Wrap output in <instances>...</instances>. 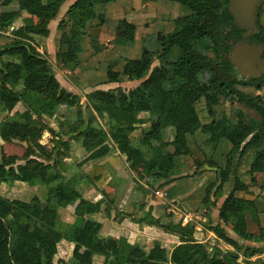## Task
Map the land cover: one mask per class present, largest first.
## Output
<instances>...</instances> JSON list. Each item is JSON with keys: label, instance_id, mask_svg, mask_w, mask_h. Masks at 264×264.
Masks as SVG:
<instances>
[{"label": "trees", "instance_id": "trees-1", "mask_svg": "<svg viewBox=\"0 0 264 264\" xmlns=\"http://www.w3.org/2000/svg\"><path fill=\"white\" fill-rule=\"evenodd\" d=\"M112 1L115 0H74L69 5L58 23L57 57L64 68L74 70L80 65L87 36L94 52L102 49L99 37L89 30L94 20L105 21L100 7ZM169 1L180 3L191 12L187 21L208 15L217 24L227 26L221 58L228 81L219 83L214 68L196 56L205 54L208 49L215 50L211 32L201 27L198 32L186 30L182 37L194 53L179 46L181 51L171 58L177 42L174 39L162 50L161 44L155 48L144 45L140 55L124 58L123 68L116 78L117 81L141 80L138 85L129 90L122 86L98 88L87 92L86 101L80 103L75 93L60 85L48 52H41L33 41L37 35L47 37L50 34V22L57 17L66 0H0L6 7L17 4L16 8L0 13V36L9 28L12 33L0 46V114L3 115L0 136L7 141L15 138L27 141L22 158L2 155L0 185L26 180L30 185L45 188L43 199L36 197L30 201L8 198L0 193V209H5L12 219L7 222L0 213V264H56L54 258L62 239L74 243L73 264H93L97 254L104 256L102 264H245L239 260L237 239L222 224L244 240L264 241V232L256 234L247 228L246 213L254 208V201L235 195L237 190L248 185L232 169L238 156L252 150L253 159L247 173L254 182L256 172H262L264 177V119L258 125L230 117L213 120V137L208 138L206 146L215 152L227 143L225 164L219 165L211 155L198 160L199 165L216 167L214 171L219 182L214 191L215 200L224 195L228 176L234 174L233 188L221 204L219 221L212 229L219 237L236 244L235 250L223 251L218 247L210 250L206 243L195 239L193 223L183 224L181 217L162 222L161 217L147 211L141 214L140 222L146 221L176 233L181 242L171 250L159 243L146 250L125 236H104L93 214L102 211L105 199H86L79 188L82 174L71 172L65 160L66 149L71 147L72 141L87 149L89 158L119 150L126 155L129 167L136 174V186L166 185L187 168L181 157L191 153L190 136L202 126L196 107L198 100L204 97L213 113L219 93L242 101L249 94L239 85H254L257 89L264 86V73L240 79L233 72L230 51L235 43L244 39L246 28L235 22L229 8L230 0ZM23 11L35 15L37 22L11 28ZM120 24L131 31L136 29L126 20ZM157 38L161 43L167 36L158 35ZM203 38L208 43L200 47L199 40ZM116 40L126 42L121 38ZM250 40L264 44V28L259 26ZM167 57L171 58L170 62ZM156 58L160 63L153 66ZM180 65H186L181 76L177 72ZM110 80L107 78L105 82ZM257 98L261 100V96ZM63 99H68L71 105L76 104L77 112L73 117L59 118L56 130L46 117ZM19 102L23 103V110L15 109ZM142 111H148L149 116L140 117ZM97 116L107 118V127L94 123ZM145 122H149V126L134 144L130 135ZM169 126L175 129L172 140L164 136ZM46 129L58 136L64 149L57 145L50 149L40 142ZM25 158L26 161L21 162ZM76 202L82 215L73 221L64 220L61 208ZM254 253L264 254V246L252 248L250 254ZM249 264H264V255Z\"/></svg>", "mask_w": 264, "mask_h": 264}, {"label": "rangeland", "instance_id": "rangeland-1", "mask_svg": "<svg viewBox=\"0 0 264 264\" xmlns=\"http://www.w3.org/2000/svg\"><path fill=\"white\" fill-rule=\"evenodd\" d=\"M74 0H66V2L61 6V11L56 17V21L59 19L60 14L66 9V7L73 2ZM142 1H148L151 4V11L152 15L149 17L150 20H148L146 23L140 22L141 24H136L132 20L124 17L121 19H112V23H109L106 17L105 12L103 13V9L101 12L105 16V21L100 22L98 20L93 21V26L90 28L89 32L96 34L95 29L98 28V26L103 25L104 23L108 22L107 25L112 26V42H109V44L112 43V45H106L102 44V50L107 48L106 52L107 55H97L98 52H94L90 48L89 44V36H87L86 41L89 45V50L86 51L82 55V65L79 67L78 70H68L64 71V67L61 65L57 54L56 55H50L49 58L53 63L56 77L60 82L66 83V85H75L76 88L71 91L73 94L75 93V96H78L80 103H84L87 99L86 94L89 91L102 88H113L117 86H122L126 90H129L136 85L140 83L141 80H128V79H122L121 81H117L116 78L118 76V72L122 70L124 58L129 57H136L140 55L143 51V46L146 45L148 48H155L159 44L162 45L161 50L164 47L169 46L172 43V39L177 40V42L174 45L173 48V55L170 56L173 58L176 54H178L181 49H185L186 51L190 53H194L193 50H191L182 40V37L186 30H192L193 32H198V30L201 27H204L205 29H208L213 38H214V49H208V52L205 54H196L197 57L202 59L205 63L211 65L214 68L215 76L219 83H225L228 81V76L224 70L223 64H222V55H223V47L225 44V38H226V32H227V26L226 25H219L215 22V20L208 15H201L196 18H194L192 21H187L188 16L191 15V12L185 8L182 4L169 1V0H142ZM114 2V1H112ZM106 5V4H105ZM16 3H11L7 7L3 6L0 3V13L3 10L10 9V8H16ZM67 7V8H68ZM201 10H204V7H201ZM100 12V11H99ZM37 17L32 14L24 13L19 18H17L13 25H11V28H17L25 24H30L32 22H37ZM126 20L131 24H134L136 29L134 31H131L129 28L124 27L122 24H120V21ZM56 30V26H54ZM53 30V32L55 31ZM58 30V37L60 35V29L57 25ZM4 35L0 36V46L4 44L6 41H8L10 36L12 35L10 28L6 29V31H3ZM55 32L52 35L51 43L53 45L57 46V39L58 37L55 36ZM50 35V34H49ZM48 35V36H49ZM98 36V34H96ZM159 36H167V39L165 41H159ZM47 37L45 36H35L34 42H36V46L41 52H48L46 50L47 46ZM99 37V36H98ZM116 38H121L125 40L126 42L117 41ZM100 40V38H99ZM139 41V45H137V42ZM208 43V40L203 38L199 40V46L204 47ZM180 46V47H179ZM87 48V47H86ZM167 57L166 60L169 61L171 58ZM170 62V61H169ZM160 63L159 59H155L153 62V66L158 65ZM186 68V65H180L177 69L178 74L181 76ZM233 72L240 77L241 79H247L244 78V75L241 73L239 68L236 65H233ZM107 78H110L112 80L105 82ZM248 79H251L248 78ZM73 84V85H72ZM61 85V84H60ZM239 88L242 89L244 92L249 94V97L246 100H238L237 98H230V96L219 93L218 99L215 101L214 104V112H210L206 103V100L204 97H202L198 102L196 103L197 111L201 120V127L198 129V131L195 133V135L190 136L189 139V146L191 148V153L189 155L182 156L181 159L186 165V170L182 173V175L175 180L178 181L179 185L173 187L172 182L167 183L166 185H156L157 187H161L165 189L168 193V195L165 198L159 197L155 194V187H148L143 188L137 186V189L140 191V193H143L146 197L148 194L150 195V198L158 204H162L166 206V210L164 213L155 214L156 217H161L162 222H167L171 219L180 218L183 222L185 212L188 213L189 219L186 221V223H193L195 225L194 229V237L195 233H197L196 240L199 242H204L208 245L209 249L212 248H220L223 251L228 250H235L238 246V253H239V260L245 264H249L255 259H257L259 256H263L264 254H250V250L252 248L262 247L264 246L263 242H257V241H249L244 240L240 238L229 226H226L225 224H222L229 232L230 235H232L234 238L237 239V246L236 244H232L223 238L219 237L215 230L212 229V226L217 224L218 220L214 222V218L212 217V205H216V202L211 200V195H214V191L216 189V186L218 184V175L214 171L216 168L215 166H209V165H199L198 160L206 159V156H212L214 157L219 163V165L224 166L226 161V154L228 151V144L223 143V145L217 149V151L212 152L207 146L206 141L208 140V135L204 132H211L213 134V120L221 119L223 117H230L235 120L242 119L246 121L249 124H252V118H260V116H264V86L261 89H257L254 85L249 84H241L239 85ZM261 96V100L257 98V96ZM77 106L76 104L71 105L68 101V99H63L58 105H56L51 111H49L46 120L48 123L54 127L56 130L58 119L66 116L73 117L77 112ZM16 110H23L24 105L23 103L19 102L15 108ZM0 118L3 117V115L0 114ZM142 118H147L149 116L148 111H142L139 114ZM107 118H102L97 116L94 123L96 125H102L107 127ZM209 124L211 127L206 125L203 127V125ZM149 126V122L141 123L138 125V127L131 133L130 137L134 140V144H136L145 128ZM174 132L175 129L172 126H169L165 130V138L168 140H172L174 138ZM211 136V135H210ZM67 136H64V139H66ZM138 138V139H137ZM3 139V138H2ZM41 143L46 145L48 148H53L55 145L60 146L62 149H64V145L60 144L58 136L52 133L49 129H46L43 131L41 138L39 139ZM5 144H0V160L2 158V155L5 154L7 156L10 155H16L20 158L23 157L25 150V146L27 145L26 140L15 138L12 141L4 140ZM60 144V145H59ZM83 147L81 144H79L76 141L71 142V147L69 149H66V156L65 160L70 164V170L73 173H80L82 174V182L79 186V188L84 193L86 191V195L93 196L96 194L95 192H99L102 194L103 198L105 199V203L103 205L102 211H100L98 216H95L100 224L101 227V233L104 236H112V207H115V212L117 214L119 213H128L132 210L130 205H127V209L125 208L126 202H123V206H117L116 203L120 201V197H118L120 192L122 190L127 191V189L130 188V182H132V186H136L135 178L136 174L133 172L130 167V170L126 173L125 177H122L119 175V170H116L114 172L112 170V151L103 156V157H96V158H89V152L87 149L78 148ZM173 150V146L170 147ZM41 159V157H39ZM246 160L245 156H238L236 160L234 161L233 170L236 172V174L239 175L241 179H243L245 176H248L249 180L245 181L247 185L254 183V181L251 180L250 175L247 173V170L243 167L244 161ZM25 159H22L21 162H25ZM121 166H122V160H117ZM127 162V160H126ZM208 169V170H205ZM197 170L198 175H194L195 171ZM131 177V178H130ZM125 178V179H124ZM126 180V181H125ZM98 182V183H97ZM112 183L116 185V190H118V193L115 192V189H112ZM172 186V187H171ZM191 186V188H189ZM262 189L264 190V185H261ZM260 186V187H261ZM246 188L243 189H247ZM181 189H192L195 194H201L204 195L208 193V196L200 202V204L194 205L191 208H188V211L184 212L182 211L180 214L176 213L173 210H169L168 207H171L172 204V198L176 196V194L180 193ZM240 189V190H243ZM88 190V191H87ZM0 193L8 198H16L21 199L25 201H30L33 198H40L43 199L45 194V188L40 185H30L26 180L24 181H18L13 183V185L8 184H1L0 185ZM98 193V194H99ZM116 193V194H115ZM148 193V194H147ZM147 194V195H146ZM122 195V194H121ZM237 196V195H236ZM85 197V196H84ZM238 197V196H237ZM86 198V197H85ZM242 198V197H239ZM88 199V198H86ZM251 200V199H248ZM118 204V203H117ZM141 205V200H133V208H137V205ZM146 204V203H145ZM144 205V204H143ZM145 207V205H144ZM80 206L78 203H74L73 205L69 207L61 208L60 213L64 220L66 221H72L75 220L80 216L79 214ZM124 208V209H123ZM128 210V211H127ZM0 213L3 215L5 221L10 222L12 219L10 215L6 212L5 209H0ZM186 213V214H187ZM163 216V217H162ZM165 217V219H164ZM264 220V218H262ZM185 223V224H186ZM249 228L247 225L248 230H251V232H254L256 234H261L264 232V226L261 224H258L256 220H252L251 217H249ZM98 226V228H100ZM205 229H208L213 234L212 236H207V234H204ZM206 230V231H208ZM66 240V239H64ZM62 243L60 242L58 244V251L55 255V263L56 264H73L72 263V255L74 246L71 242ZM140 244V243H138ZM173 243L170 242V245ZM143 248L147 246V249L149 248L147 243L140 244ZM170 247V246H169ZM169 247H166L168 250H171ZM146 249V250H147ZM102 256L100 254H97L96 256ZM95 260V264H101V257H97ZM104 262V259L102 263ZM94 263V262H93Z\"/></svg>", "mask_w": 264, "mask_h": 264}, {"label": "crops", "instance_id": "crops-1", "mask_svg": "<svg viewBox=\"0 0 264 264\" xmlns=\"http://www.w3.org/2000/svg\"><path fill=\"white\" fill-rule=\"evenodd\" d=\"M67 7L60 14V17L57 21L55 20L56 18H54L50 22V35L47 38L48 42H47V46H46V50L48 51V53L50 55H53V54L56 55L57 54L58 45L57 46L53 45L51 43V38H52V35L54 34V32L56 33L54 37H58L59 33L57 30V25H58L59 20L61 19L62 15L64 14V12L67 10ZM102 9H103V13L105 12V14H106V17H107V20L109 23H112V21H111L112 19H121V18L126 17L138 25V24H141L140 22L146 23L148 20H150L149 17L152 15L150 2H148V1L144 2L142 0H115L114 2H110L106 5L101 6L100 11ZM24 13H26V12L23 11V15H24ZM108 22L104 23L101 26H98V28L95 29L96 34H98V36L100 38V42L103 44H106V45H108L109 42H112V26L107 25ZM54 26H56V30H55ZM53 30H55V31L53 32ZM109 45H112V43ZM137 45H139V41L137 42ZM106 49L107 48L98 52L97 55H101L103 52H106L107 51ZM86 51H91V50H89L88 42H87V48L84 52H86ZM84 52L81 54V63L76 68V70H78L79 67L82 65V55L84 54ZM102 55L105 56V55H107V53H104ZM64 71H68V69L64 68ZM66 83L60 82L61 86L66 87L71 91H73V89L76 88L75 85H73V84H72L73 86L66 85ZM263 119H264V116H260V118H252V124L258 125ZM0 120H1V118H0ZM206 125L211 127V125H209V124H205V125H203V127H205ZM204 133H206V135H208L211 138L213 137V134L211 132H204ZM132 141L134 142L133 139H132ZM0 144H5V141H4V139H2L1 136H0ZM78 148L81 149L83 147H78ZM244 156H245L246 160L244 161L243 167L246 170H248L251 166V161L253 159V151L248 150L244 154ZM118 159H120L122 161L124 160L121 163L122 166L120 164H118L119 163L117 161ZM119 168H120V171H118V172H120L119 173L120 176L125 177L126 173H129L128 170H130V168H129L128 162H126V155L121 153L119 150H114V151H112V170L114 172H116V170H119ZM196 173H197V170L195 171L194 175H198ZM129 175H130V173H129ZM228 178H229V182H228V185L226 187L224 195L219 197L217 200H215L214 195H211V200L216 202L215 206L214 205L211 206V208H212L211 214H212V217L214 218V222H215V220L216 221L218 220L219 208H220L221 204L223 203L225 197L232 190L233 185H234V174H232V173L229 174ZM176 180H174V182H172L173 187L179 185L178 184L179 182ZM243 180L248 181L249 180L248 176H245L243 178ZM132 185H133L132 182H130V188L127 189V191L122 190L120 192V194H118L119 195L118 197H120V201L117 202L118 204L116 203L117 206L118 205L123 206V202H126L125 208L127 209V205H130L132 210L129 211L128 213L122 212L119 215V213L117 214V212H115V210H114L115 207H112V237L119 238L120 236H125L128 239V241H130L131 243H140V244L141 243L142 244L147 243L149 246L148 249H150L155 243H159L160 246H163V247H169L170 246L169 247L170 249H172L173 247L178 245L181 242V240H180L179 235H177L176 233L167 231L159 225L147 223L146 221L140 222L138 220L144 211L150 212L153 215H155V214L160 215L161 213L165 212L166 206H164L162 204H158V202L152 200L150 198L149 194L145 197L144 194L140 193V191L137 189V186H132ZM261 185H264L263 173L262 172H256L254 183L249 184L247 189L237 190L235 192V195H237L238 197H242L243 199H251L254 201V208L249 210L246 213V221H247L248 228H249V224H248L249 217H251L252 220H254V221L256 220V222L258 224H260V225L262 224L264 226V220L262 219V218H264V190L262 189ZM116 188H117L116 185H114L112 183V189L113 190L115 189V192L118 193V190H116ZM155 188H158V187H155ZM189 188H191V186ZM180 191H181L180 193L176 194V196H174L171 199L172 200V204H171L172 208L168 207L169 210H173L178 214H180L182 211L184 212V210L188 211V208H191L194 205L200 204L202 199H204L208 196V193H206L204 195L195 194L194 192H192V191H194L192 189H185V190L181 189ZM95 193L96 194H94L92 197L89 196L88 194L86 195V191L83 194L86 198H88L89 200H92V201L104 199L101 193H99V192H95ZM135 199L141 200V205L138 204L137 208L132 207L133 206V200H135ZM143 204L145 205V207ZM71 205H73V204H71ZM71 205H68L66 207H69ZM78 210H79V214L82 215V210L79 208H78ZM100 213L97 212V213H94L93 215L98 216ZM186 213L187 212H185V216L183 219L184 221L182 222L183 224H185L186 221H188L189 216H190V215H188V213L187 214ZM86 214L87 213H84L83 215L86 216ZM164 219H165V217H164ZM204 230H205L204 234H207L208 237L212 236L213 233L211 231H209L208 229H205V228H204ZM206 230H208V231H206ZM249 231H251V230H249ZM197 235L198 234L195 233L196 238H197ZM61 242L64 243V242H66V240L62 239ZM67 242L69 243L71 241H67ZM170 242L173 244L170 245ZM71 243L74 246V243L73 242H71ZM144 248L147 249V246H145ZM97 257H101L102 261L104 259V256H99V255L94 256L95 259ZM54 261H55V258H54ZM102 261H101V264H102ZM93 264H95V260H94Z\"/></svg>", "mask_w": 264, "mask_h": 264}, {"label": "water", "instance_id": "water-1", "mask_svg": "<svg viewBox=\"0 0 264 264\" xmlns=\"http://www.w3.org/2000/svg\"><path fill=\"white\" fill-rule=\"evenodd\" d=\"M261 2L264 10V0L229 1L235 22L246 28L244 39L232 46L229 57L232 64L236 65L247 79L259 77L264 73V44L250 40V35L259 31L257 7ZM261 18L263 19V16Z\"/></svg>", "mask_w": 264, "mask_h": 264}, {"label": "flooded vegetation", "instance_id": "flooded-vegetation-1", "mask_svg": "<svg viewBox=\"0 0 264 264\" xmlns=\"http://www.w3.org/2000/svg\"><path fill=\"white\" fill-rule=\"evenodd\" d=\"M263 2L257 7V16H258V27L261 26L264 28V10H263ZM263 16V19L261 18Z\"/></svg>", "mask_w": 264, "mask_h": 264}, {"label": "built area", "instance_id": "built-area-1", "mask_svg": "<svg viewBox=\"0 0 264 264\" xmlns=\"http://www.w3.org/2000/svg\"><path fill=\"white\" fill-rule=\"evenodd\" d=\"M154 192L157 196L162 198H165L168 195L167 191L161 187L155 188Z\"/></svg>", "mask_w": 264, "mask_h": 264}]
</instances>
